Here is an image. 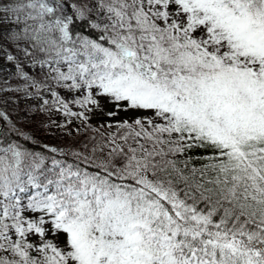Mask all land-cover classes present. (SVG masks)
<instances>
[{
	"label": "snow or ice",
	"instance_id": "6c2138e0",
	"mask_svg": "<svg viewBox=\"0 0 264 264\" xmlns=\"http://www.w3.org/2000/svg\"><path fill=\"white\" fill-rule=\"evenodd\" d=\"M0 264H264V0H0Z\"/></svg>",
	"mask_w": 264,
	"mask_h": 264
},
{
	"label": "rangeland",
	"instance_id": "374dc122",
	"mask_svg": "<svg viewBox=\"0 0 264 264\" xmlns=\"http://www.w3.org/2000/svg\"><path fill=\"white\" fill-rule=\"evenodd\" d=\"M42 119H43V117H40V116L35 118V120L38 121L37 125L39 124V121ZM37 135H38L39 139L45 140L51 144H58V143H62L64 140H68L67 138L59 139V138H54L50 135H46L43 130H38Z\"/></svg>",
	"mask_w": 264,
	"mask_h": 264
},
{
	"label": "trees",
	"instance_id": "16d2710c",
	"mask_svg": "<svg viewBox=\"0 0 264 264\" xmlns=\"http://www.w3.org/2000/svg\"><path fill=\"white\" fill-rule=\"evenodd\" d=\"M37 123H38V121H36ZM68 142V140H64L62 143H67Z\"/></svg>",
	"mask_w": 264,
	"mask_h": 264
}]
</instances>
